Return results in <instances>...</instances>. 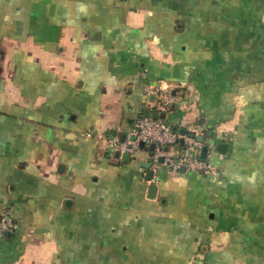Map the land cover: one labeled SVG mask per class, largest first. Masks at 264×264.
<instances>
[{
    "label": "crops",
    "instance_id": "1",
    "mask_svg": "<svg viewBox=\"0 0 264 264\" xmlns=\"http://www.w3.org/2000/svg\"><path fill=\"white\" fill-rule=\"evenodd\" d=\"M2 215L0 264H264V0H0Z\"/></svg>",
    "mask_w": 264,
    "mask_h": 264
},
{
    "label": "built area",
    "instance_id": "2",
    "mask_svg": "<svg viewBox=\"0 0 264 264\" xmlns=\"http://www.w3.org/2000/svg\"><path fill=\"white\" fill-rule=\"evenodd\" d=\"M148 94H156L158 89L153 86L147 87ZM159 106L163 108L165 101L159 100ZM179 135L173 131L171 126L165 123L160 117L140 116L132 129L128 131L123 140L113 138L108 141L110 147H114L121 152L133 154L137 151L139 144L142 142L145 145L153 144L152 163H151V178L155 181L157 165L161 157L163 163L168 165L173 171L184 167L190 171H200L207 174L217 172L216 166L208 160L201 159L198 156L181 154L178 157L171 155L168 152V147L178 142ZM195 146H199L195 143ZM167 148V150H166ZM15 224L8 215L0 217V235L4 232L14 229Z\"/></svg>",
    "mask_w": 264,
    "mask_h": 264
},
{
    "label": "water",
    "instance_id": "3",
    "mask_svg": "<svg viewBox=\"0 0 264 264\" xmlns=\"http://www.w3.org/2000/svg\"><path fill=\"white\" fill-rule=\"evenodd\" d=\"M172 130L173 131H176L177 129L176 128H172ZM179 132L181 134H184L185 130L184 129H180ZM188 135H189L190 138H194L195 137L197 139V141H199V142H201L203 140V137L202 136H195L194 133H189ZM180 142H182V140H180ZM141 146H143V143L142 142L140 143V147ZM149 147L152 149L154 147V145L153 144H150ZM224 147H226V144L225 143H219L217 145V149H221V148H224ZM166 150H167V148H166ZM205 155H206V147H203L202 148V151H201V156L202 157H205ZM127 156H128V153L125 152L124 153V157H127ZM162 160L163 159L160 157L159 158V161H162ZM149 166H150V163H146L145 167L148 168ZM146 178L147 179H150L151 178V173L150 172L147 173ZM156 189H157V187H156L155 184H151L150 185V187H149V194H151L150 195L151 197H153V195L155 194ZM5 234L7 235L8 233L6 232Z\"/></svg>",
    "mask_w": 264,
    "mask_h": 264
},
{
    "label": "rangeland",
    "instance_id": "4",
    "mask_svg": "<svg viewBox=\"0 0 264 264\" xmlns=\"http://www.w3.org/2000/svg\"><path fill=\"white\" fill-rule=\"evenodd\" d=\"M153 115H155V111H153Z\"/></svg>",
    "mask_w": 264,
    "mask_h": 264
}]
</instances>
